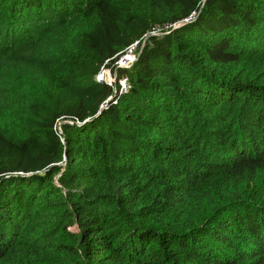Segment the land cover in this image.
I'll return each mask as SVG.
<instances>
[{"label": "trees", "instance_id": "1", "mask_svg": "<svg viewBox=\"0 0 264 264\" xmlns=\"http://www.w3.org/2000/svg\"><path fill=\"white\" fill-rule=\"evenodd\" d=\"M0 264H264V0H0Z\"/></svg>", "mask_w": 264, "mask_h": 264}, {"label": "built area", "instance_id": "2", "mask_svg": "<svg viewBox=\"0 0 264 264\" xmlns=\"http://www.w3.org/2000/svg\"><path fill=\"white\" fill-rule=\"evenodd\" d=\"M136 47H137V41L134 42L133 44H131L130 46H128L127 48H125L121 53L118 54V56L116 57V59L112 62L111 66H105V64L107 63V61L104 63V65L101 67V69L99 70L96 79L99 82H106L107 84L112 85L109 81L111 79H107V77L110 78L111 75V69L115 68L119 69V68H127L129 67L134 60L136 59ZM114 77L116 76V71L114 73ZM116 79V78H115ZM117 81H118V86L116 89H114L115 93H123L126 91L127 89V83H126V79L122 78V77H117ZM112 81V80H111ZM118 91V92H117ZM112 98V97H110ZM108 98V99H110ZM59 128V126H58Z\"/></svg>", "mask_w": 264, "mask_h": 264}, {"label": "rangeland", "instance_id": "3", "mask_svg": "<svg viewBox=\"0 0 264 264\" xmlns=\"http://www.w3.org/2000/svg\"><path fill=\"white\" fill-rule=\"evenodd\" d=\"M116 70H117V69H116ZM116 70H115V68H112L111 71H110V72H111L110 78L107 77L108 80H109V79L112 80V81L110 80L109 82H110L111 84L114 85V89H116V88H117V87H116L117 84H119L118 81H117V80H118L117 77H114V73H115ZM115 78H116V79H115ZM112 100H113V98H112ZM72 229H73V230H76V229H75V226H73Z\"/></svg>", "mask_w": 264, "mask_h": 264}, {"label": "water", "instance_id": "4", "mask_svg": "<svg viewBox=\"0 0 264 264\" xmlns=\"http://www.w3.org/2000/svg\"><path fill=\"white\" fill-rule=\"evenodd\" d=\"M187 20H188V19H185V20H183V21H181V22L177 23V24L175 25V27H177V26H180V25L184 24L185 22H187ZM65 158H66V156H64V159H65Z\"/></svg>", "mask_w": 264, "mask_h": 264}]
</instances>
